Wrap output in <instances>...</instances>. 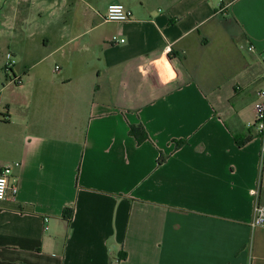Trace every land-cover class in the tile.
Wrapping results in <instances>:
<instances>
[{
    "label": "crops",
    "instance_id": "obj_1",
    "mask_svg": "<svg viewBox=\"0 0 264 264\" xmlns=\"http://www.w3.org/2000/svg\"><path fill=\"white\" fill-rule=\"evenodd\" d=\"M259 91L264 0H0V264H264Z\"/></svg>",
    "mask_w": 264,
    "mask_h": 264
},
{
    "label": "built area",
    "instance_id": "obj_2",
    "mask_svg": "<svg viewBox=\"0 0 264 264\" xmlns=\"http://www.w3.org/2000/svg\"><path fill=\"white\" fill-rule=\"evenodd\" d=\"M223 11V9L221 10ZM131 12L127 10V8L123 4H111L109 5L106 13V20L109 22H126L131 19ZM111 43L113 44H123L125 43V39H120L118 37H113L111 39ZM249 52H254L255 49L253 46H247L246 47ZM7 59L10 61L7 65V69L10 70L11 66L13 64L12 60V54H7ZM60 68L56 67L55 71H58ZM257 96L263 100L262 102L259 101L256 103V115H257V121L253 125L255 128H257L264 137V91H259L257 93ZM20 167V163H15L12 165H7L4 167L2 172L0 173V201H3L7 198L8 194H11L12 198H16L18 193L17 186L10 185L9 182V175L12 172L13 168ZM255 218H254V226H262L264 225V207L257 206L255 211Z\"/></svg>",
    "mask_w": 264,
    "mask_h": 264
},
{
    "label": "trees",
    "instance_id": "obj_3",
    "mask_svg": "<svg viewBox=\"0 0 264 264\" xmlns=\"http://www.w3.org/2000/svg\"><path fill=\"white\" fill-rule=\"evenodd\" d=\"M130 134H131L132 136H134V137L137 139V141H138L139 143H142V142H144V141H146V140L148 139L146 133L144 132V130H143L142 127H140V126H138V127H137V126H132V127H131V130H130ZM249 140H250V139H246L245 141H243V142L241 143L240 146H243V145H244L245 143H247ZM69 213H70V211H69V212H68V211H65V212H64L65 216H67L68 219L71 218V214H69Z\"/></svg>",
    "mask_w": 264,
    "mask_h": 264
},
{
    "label": "rangeland",
    "instance_id": "obj_4",
    "mask_svg": "<svg viewBox=\"0 0 264 264\" xmlns=\"http://www.w3.org/2000/svg\"><path fill=\"white\" fill-rule=\"evenodd\" d=\"M257 101H253V99L250 100V103L248 104V102L246 101L247 106V112H246V119H252L253 120V124L256 123L257 121V115H256V103L259 101H263L261 100L258 96H257ZM238 103H240L238 101Z\"/></svg>",
    "mask_w": 264,
    "mask_h": 264
}]
</instances>
